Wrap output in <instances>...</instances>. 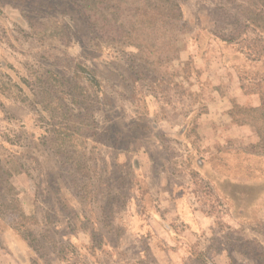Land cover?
Wrapping results in <instances>:
<instances>
[{
    "label": "rangeland",
    "instance_id": "1",
    "mask_svg": "<svg viewBox=\"0 0 264 264\" xmlns=\"http://www.w3.org/2000/svg\"><path fill=\"white\" fill-rule=\"evenodd\" d=\"M78 1L0 0V264H264L254 129L197 132V57L262 90L264 0H173L180 19L122 16L132 37L114 42ZM188 211L208 227L187 234Z\"/></svg>",
    "mask_w": 264,
    "mask_h": 264
},
{
    "label": "trees",
    "instance_id": "2",
    "mask_svg": "<svg viewBox=\"0 0 264 264\" xmlns=\"http://www.w3.org/2000/svg\"><path fill=\"white\" fill-rule=\"evenodd\" d=\"M77 3L78 11H81V15L86 20L88 28L95 35H98L99 40L103 39L102 41L107 40L114 42L117 41L120 36L131 39L132 36L130 31L120 22L122 16H124V18H131V20H134V23L142 24L146 21L148 22L149 28H153L156 21L161 20L160 17H164L170 24L181 17L180 7L173 0H79ZM135 4L142 6L140 8ZM124 6H128V8H126L127 11L124 10ZM124 12H127V14ZM262 12V9L258 11L259 24H254L253 27L263 34L264 24H260L261 18L259 17ZM257 15L254 14L253 19L257 17ZM246 21H249V19ZM60 31L63 33L61 27L59 31L57 30L55 32V35ZM220 40L226 43L234 42L232 39L227 40L221 38ZM135 48L137 47L135 46ZM240 53L249 62L258 60L255 58L253 49L248 52L240 51ZM89 81L91 85L95 83L94 78H90ZM262 87V90L255 93L252 90L249 91L244 89L243 84L240 83V90L243 95H258L260 104L256 107H235L229 111L228 115L234 125L250 126L254 129L257 137V143L254 145V148L264 155V84ZM62 138L60 142L64 144L67 140V136H62ZM12 175V172H5V177L3 178L10 190L12 186L8 180ZM6 177L7 179L5 180Z\"/></svg>",
    "mask_w": 264,
    "mask_h": 264
},
{
    "label": "crops",
    "instance_id": "3",
    "mask_svg": "<svg viewBox=\"0 0 264 264\" xmlns=\"http://www.w3.org/2000/svg\"><path fill=\"white\" fill-rule=\"evenodd\" d=\"M197 69H203L201 77L211 84V88L207 92L208 98L204 106L205 111L197 119V132L204 137V142L222 144L227 140H243L246 138L249 133L248 128L234 125L228 113L233 103L242 107H256L259 104V98L243 95L237 75L233 71L226 70L216 59L205 62L197 57ZM200 92L202 93L201 88L197 87V93ZM182 214L180 217L187 219L186 221L191 226H186L187 234L193 235L200 232L201 227L202 229L206 228L203 224L207 227L209 225L206 219L203 218L202 221L197 211H188Z\"/></svg>",
    "mask_w": 264,
    "mask_h": 264
}]
</instances>
